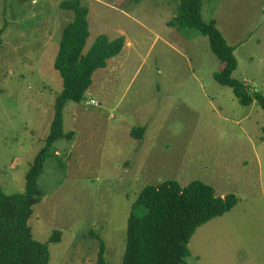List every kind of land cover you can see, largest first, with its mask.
<instances>
[{
	"label": "rangeland",
	"instance_id": "374dc122",
	"mask_svg": "<svg viewBox=\"0 0 264 264\" xmlns=\"http://www.w3.org/2000/svg\"><path fill=\"white\" fill-rule=\"evenodd\" d=\"M82 1L90 10L85 52L101 34L126 40L95 71L85 99L67 102L64 132L73 134L54 142L57 155L38 179L44 195L29 225L35 240L49 243L48 264H98L102 241L105 260L122 264L132 204L143 187L167 180H199L238 199L197 229L184 264H264L263 109L242 105L215 79L223 63L208 36L169 26L177 2ZM202 4L203 20H216L234 47L232 76L264 93V0ZM45 11L53 40L42 52L32 31ZM73 17L51 2L0 0V185L8 194L24 192L49 136L63 87L57 45ZM137 126L145 127L142 139L132 134Z\"/></svg>",
	"mask_w": 264,
	"mask_h": 264
},
{
	"label": "trees",
	"instance_id": "16d2710c",
	"mask_svg": "<svg viewBox=\"0 0 264 264\" xmlns=\"http://www.w3.org/2000/svg\"><path fill=\"white\" fill-rule=\"evenodd\" d=\"M173 1L178 3V12L169 26L179 32L195 30L197 34L208 36L211 50L223 63L221 71L215 73V79L231 87L242 105L257 103L264 111V93L248 91L245 82L232 76L237 68L234 47L229 45L216 20H203L202 0ZM59 7L74 14L63 28L54 61V67L62 76L63 87L55 100L49 136L27 171L24 192L8 194L0 185V264H48L49 243L35 240L29 225L33 207L44 195L38 179L47 158L57 155L54 142L73 134L64 132L67 102H82L95 71L106 68L109 60L119 55L125 45V36L110 39L101 34L85 52L90 37L89 7L82 0H61ZM1 31L4 32V28ZM144 129L143 126L134 127L132 134L142 139ZM237 202L236 195H218L211 185L199 180L185 186L174 180L146 185L131 207L122 264H184L190 240L197 229L229 212ZM59 235L58 232L53 234L50 241L58 240ZM104 254L102 241L98 264H109Z\"/></svg>",
	"mask_w": 264,
	"mask_h": 264
},
{
	"label": "crops",
	"instance_id": "0c3cea01",
	"mask_svg": "<svg viewBox=\"0 0 264 264\" xmlns=\"http://www.w3.org/2000/svg\"><path fill=\"white\" fill-rule=\"evenodd\" d=\"M42 1L47 2V3L51 2L55 8H58L60 10L59 2L61 0H36V2H42ZM41 18H42L43 21L40 22L39 24H36V22L33 23V24H36V25L33 26L32 41L33 42H35L36 40H40L41 42L43 41L44 42L43 43V48L42 49L40 48V50H42V52H43V51H45L47 49L49 50L50 42L53 40V36H52V32H51V27L53 25V23H52L53 20L51 19V14L48 11H45L44 13H42ZM56 45H57V43H56ZM33 50H35V49H33ZM30 52H33V51H30Z\"/></svg>",
	"mask_w": 264,
	"mask_h": 264
},
{
	"label": "built area",
	"instance_id": "2783aa9c",
	"mask_svg": "<svg viewBox=\"0 0 264 264\" xmlns=\"http://www.w3.org/2000/svg\"><path fill=\"white\" fill-rule=\"evenodd\" d=\"M89 104H92V105L97 106V105H98V102H97L95 99H91V100L89 101Z\"/></svg>",
	"mask_w": 264,
	"mask_h": 264
}]
</instances>
